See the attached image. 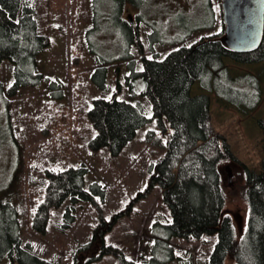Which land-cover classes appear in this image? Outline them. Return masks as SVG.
I'll use <instances>...</instances> for the list:
<instances>
[{"label":"trees","instance_id":"1","mask_svg":"<svg viewBox=\"0 0 264 264\" xmlns=\"http://www.w3.org/2000/svg\"><path fill=\"white\" fill-rule=\"evenodd\" d=\"M132 2L135 1L109 0L106 14L99 13L98 1L93 4V28L88 34L96 32L101 24L113 21L118 37L116 47L121 48L118 49L121 54L114 59L96 57L101 79L95 81L102 89H107L108 67L116 65L118 71L119 64H127L131 69L127 91L138 104L119 99L121 91L110 100H95L89 118L97 136L91 145L95 150L107 148L117 157L141 129L154 124L155 128L144 132L141 140L149 147L153 161L145 158L141 172L148 175L151 188L160 187L163 205L170 212L172 222L158 221L152 226L150 235L155 248L150 257L140 263L129 259L116 246H104L105 235L112 230L116 218L109 224L101 222L92 242L79 247L76 257L101 246L103 252L91 255L85 264H91L103 254L115 255L119 264H169L178 259L170 245L172 240H201L207 236L217 239L208 264H264V166L261 174L245 169L241 196L249 213L246 232L238 242L234 221L225 213L232 191L224 185L222 166L231 162L240 164V161L232 153L226 136L214 126L210 96L214 94L220 103L243 113L254 112L261 106L264 90L260 78L250 74L231 75L225 60L244 65L263 63L264 40L253 52L229 50L224 43L222 18L219 31L186 46L194 33L215 29L217 12L213 0H208L210 23L169 43L152 39L148 47L152 53L155 44L179 47L163 60L158 59L156 52L149 59L143 54L140 30L143 18L128 11ZM219 5L222 17L220 1ZM110 9L112 13L108 15ZM128 15L133 17L135 25L127 19ZM148 37L153 38V34ZM49 47L50 39L41 32L31 0H0V68L8 61L12 77L11 87H6L0 78V96L7 92L9 97H14L22 89L42 84L45 78L39 69L40 56ZM135 48L141 53V69L131 54V49ZM114 78L117 79V74ZM197 84L207 94L195 95L193 89ZM145 101L151 105V116ZM258 126L264 134V119L258 121ZM88 172L85 165L47 172L44 200L33 215V227L38 233L47 232L52 212L66 202H70V206L65 212L63 229L75 222L74 210L80 203L95 205L99 218L103 219L101 201L105 191L99 184L86 189ZM33 250L30 243L24 244L19 209L11 202L1 201L0 264L4 261L6 264H59L36 255Z\"/></svg>","mask_w":264,"mask_h":264},{"label":"rangeland","instance_id":"2","mask_svg":"<svg viewBox=\"0 0 264 264\" xmlns=\"http://www.w3.org/2000/svg\"><path fill=\"white\" fill-rule=\"evenodd\" d=\"M31 1L37 10L41 32L50 39V47L40 56L39 62L45 80L37 87L22 89L14 97H9L7 92L5 97L0 96V202L17 206L24 244L30 243L34 253L48 261L85 264L91 255L102 253L103 247L96 246L88 254L76 257L77 249L92 242L101 222L109 224L116 218L112 230L105 235L104 246H116L129 259L140 263L149 258L155 248L150 235L152 226L158 221L172 222V217L163 205L160 187L151 188L148 175L141 172L145 158L153 161L149 147L141 140L144 132L155 128L154 124L141 129L136 139L117 157L107 148L95 150L91 145L97 136L89 118L95 100H110L121 91L119 99L138 104L127 91V78L131 75L127 64H119L118 71L116 65L108 67L107 89H102L95 81L101 79L96 57L110 60L121 54L118 50L121 48L116 47L118 37L113 21L101 24L96 32L88 34L93 28L94 1H98L99 13L106 14L109 0ZM134 1L128 11L143 18L140 30L143 54L148 58H153L156 52L158 59L163 60L179 47L155 44L152 53L148 49L152 39L169 43L211 20L208 0ZM219 1L213 0L218 18L215 29L194 33L186 46L219 31L223 18ZM111 13L110 9L108 15ZM127 19L134 21L129 15ZM148 34H153V38ZM131 54L141 69V53L135 48L131 49ZM225 65L233 76L250 74L260 78L264 90V62L244 65L226 59ZM0 78L6 87L11 85L8 61L1 65ZM193 93L207 94L199 84L195 85ZM210 96L214 126L226 136L232 153L240 161V164L231 162L222 166L224 185L232 191L225 213L232 217L240 242L246 232L249 213L241 196L244 172L246 169L261 174L264 166V134L258 126V121L264 119V96L261 106L249 113L220 103L214 94ZM145 104L151 116V105L147 101ZM81 165L89 171L86 189L99 184L105 191L101 201L103 219L99 218L95 205L80 203L74 210L75 222L63 229L65 212L70 206V202H66L52 212L47 232L38 233L33 227V215L44 200L47 172ZM227 166L234 174L231 185ZM216 243L215 237L207 236L192 241L174 239L170 245L178 259L169 264H208ZM118 261L113 254H103L91 264H119Z\"/></svg>","mask_w":264,"mask_h":264},{"label":"water","instance_id":"3","mask_svg":"<svg viewBox=\"0 0 264 264\" xmlns=\"http://www.w3.org/2000/svg\"><path fill=\"white\" fill-rule=\"evenodd\" d=\"M221 4L227 48L236 53L259 49L264 40V0H221ZM226 172L231 185L233 171L227 166Z\"/></svg>","mask_w":264,"mask_h":264},{"label":"snow or ice","instance_id":"4","mask_svg":"<svg viewBox=\"0 0 264 264\" xmlns=\"http://www.w3.org/2000/svg\"><path fill=\"white\" fill-rule=\"evenodd\" d=\"M149 59H151V57H149ZM9 87H11V85H9Z\"/></svg>","mask_w":264,"mask_h":264}]
</instances>
